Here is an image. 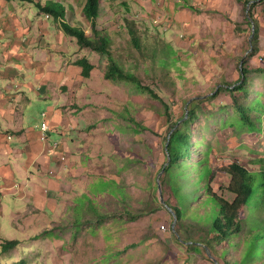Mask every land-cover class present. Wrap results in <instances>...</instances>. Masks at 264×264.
Listing matches in <instances>:
<instances>
[{
  "label": "rangeland",
  "instance_id": "1",
  "mask_svg": "<svg viewBox=\"0 0 264 264\" xmlns=\"http://www.w3.org/2000/svg\"><path fill=\"white\" fill-rule=\"evenodd\" d=\"M124 1L129 8L118 6L117 1L102 0L112 5H106L108 10L102 5V17L98 19L99 29L102 27L110 37L114 58L128 70L135 72L136 68L143 83L171 105L174 119L182 116L187 101L203 100L200 119L191 126L192 141L200 142L193 158L208 159L216 173L212 189L232 201L228 189L231 178L223 169L237 163L250 172L264 170V74L255 71L264 69V5L255 10L260 23L259 45L258 53L248 60V87L235 95L223 90L216 98L206 100L225 82L238 81L242 60L253 51L252 28L246 20L247 0H175V8L165 0H152L155 9ZM83 5V0H75V13H81L74 27L91 36V25L85 14L82 16ZM51 25L55 26L53 34L60 30L53 19ZM131 28L140 37L142 51L134 46ZM71 39L75 46L67 64L59 68L63 72L66 68L72 70L70 85H57L55 81L42 90L43 96L29 93V102L21 106L27 124L41 129L43 115L60 102V131L65 138L54 149L60 164L66 167L62 186L54 194H45L53 197L52 204L44 217L37 216L34 228L7 227L10 231L3 232L0 228V235L6 234L8 239H24L11 254L2 255L0 264L241 261L243 244L237 251L227 247L224 260L212 252L191 251L179 241L177 222L166 206L168 202L177 204V200L171 188L161 184L168 134L162 105L126 85L107 81V57L90 49L79 51L77 39ZM162 50L168 55H162ZM154 55L167 58V70L154 61ZM81 58L95 65L89 79L72 67ZM235 98L246 107L253 100L259 101L260 112L242 119L235 109ZM129 118L146 130L135 129ZM48 120L53 123V119ZM56 138L54 134L51 141ZM68 141L69 148L65 146ZM46 174L39 175L47 180ZM50 174L58 175L56 171ZM196 195L201 199L204 191ZM8 205L12 208L5 215L8 220L13 211L17 212L15 208L25 210L13 199ZM208 210L193 202L184 237L200 238V229L206 225L199 217L206 216ZM33 211L40 213L33 209L25 213ZM255 264H264V258Z\"/></svg>",
  "mask_w": 264,
  "mask_h": 264
},
{
  "label": "trees",
  "instance_id": "2",
  "mask_svg": "<svg viewBox=\"0 0 264 264\" xmlns=\"http://www.w3.org/2000/svg\"><path fill=\"white\" fill-rule=\"evenodd\" d=\"M245 4L247 8L246 20L252 28L253 51L245 60H242L243 66L238 81L232 84L225 82L222 88L207 97L206 100L216 98L223 90L235 95L236 92L243 91L249 85L251 70L248 67V60L258 53L259 45L260 23L255 17V10L258 6L264 5V0H247ZM36 7L56 22L59 21L64 33L77 39L81 49H90L107 57L108 65L104 74L107 81L116 85H126L139 94L160 102L162 105V114L168 124V134L165 137L167 163L161 169V173L163 172L161 184L169 186L177 200L175 205L169 202L166 205L172 209L173 218L177 222V233L181 235L179 241L191 251H201L206 254L212 252L224 260L228 253L227 247L237 251L243 244L245 250L242 260L236 261L234 258L232 261H225L226 264H255V261L264 258V170L257 173L250 172L237 163L223 169L222 171L231 178L228 189L233 196L232 201L225 199L212 189L211 185L216 178V173L209 166L208 159L199 158L195 160L193 158V154L198 153L200 142L192 141L194 134L191 126L200 119L203 100L193 99L187 101L188 107L184 110L182 116L174 119L171 105L155 89L143 83L136 72V68L135 72L128 70L120 61L114 58L110 37L105 30H100L97 27L101 0H86L84 7V14L91 23V36L87 35L84 29L73 27L65 21L64 7L57 6L55 3L46 5L36 3ZM129 32L135 48L142 51L140 37L136 36L133 28ZM161 54L168 55L163 50ZM154 61L162 63L164 70L168 69L169 62L167 58L154 55ZM75 65L81 69L80 73L84 79H89L95 69V65L87 58L78 59ZM255 71L264 74V69L257 68ZM253 101L246 107L238 98H235V109L242 119L245 120L249 113L256 114L260 112L259 101ZM129 120L135 129L139 131L146 130L133 118H129ZM200 190L204 191L201 199L196 195ZM196 201L202 209H210L206 216L199 217V220L206 225L205 229H200L199 239H193L189 236L184 237L185 221L188 213L191 212L193 202ZM193 217L196 218L197 216ZM19 244L20 241L18 240H3L1 244L2 253L17 248Z\"/></svg>",
  "mask_w": 264,
  "mask_h": 264
},
{
  "label": "crops",
  "instance_id": "3",
  "mask_svg": "<svg viewBox=\"0 0 264 264\" xmlns=\"http://www.w3.org/2000/svg\"><path fill=\"white\" fill-rule=\"evenodd\" d=\"M113 1H117L118 6L123 5L129 8L124 0ZM133 1L143 7L149 5V9H155L152 0H149L150 4H148V0ZM165 1L171 4V8H175V0ZM36 3L42 5L55 3L57 6L64 7L65 21L73 27L79 21L78 14L81 13V11L75 13L77 11H75L77 7L75 0H0L1 232L3 230L10 231L7 227L20 229L23 225L29 229L34 228L37 216L44 217L47 207H51L52 204L51 198L53 197L45 194H54L58 191L62 186L66 169L63 164H60L59 153L54 149V144L62 142L65 138L62 136L63 131H60L62 126L60 124L62 123L60 102L56 107L51 108L49 114L45 113L47 115L44 117L45 121L51 128L47 142L40 140V128L28 125L25 114L21 111V106L29 102L31 97L29 93H38L43 96L42 90L49 88L55 81L57 85H70L69 73L72 72L67 68L63 72V69L59 70V68L60 66L63 68L65 62L67 64L75 42L71 39L72 37L64 33L60 22H56L53 18L42 13L36 7ZM107 3L103 4L101 0V6L107 8L106 5H112ZM83 4H86V0H83ZM101 12L99 18L102 17ZM173 13H176L175 10ZM82 16L84 17V9ZM52 19L60 27V30L55 34L52 31L55 28L51 25ZM182 22L179 21L180 24ZM101 29L102 27H100ZM84 50L79 48V51ZM72 67L75 68V73L81 72L78 66ZM47 117L50 120L53 119L52 124ZM54 134L57 136L56 141H51ZM69 144L70 141L65 146L67 145L69 148ZM52 171H56L58 175L52 176L53 174H50ZM42 172L47 173L46 176L49 177L47 180L39 175ZM12 199L25 210L20 211L15 208L17 212L13 211V216L8 220L5 215L12 211L8 205ZM29 209L38 210L40 213L37 214L33 211L26 214L25 212ZM3 240H18L21 244L24 239H8L6 234L5 236L0 235V247ZM20 244L19 246H21ZM11 252L13 251L2 253L0 250V258L2 255L11 254Z\"/></svg>",
  "mask_w": 264,
  "mask_h": 264
},
{
  "label": "built area",
  "instance_id": "4",
  "mask_svg": "<svg viewBox=\"0 0 264 264\" xmlns=\"http://www.w3.org/2000/svg\"><path fill=\"white\" fill-rule=\"evenodd\" d=\"M46 116H47L46 114L43 115V117H46ZM50 131H51V128L49 126V123L47 121H44L41 124V129H40V140L42 142H47L48 141V139L50 137V135H49ZM54 147H58V144L57 143L54 144Z\"/></svg>",
  "mask_w": 264,
  "mask_h": 264
},
{
  "label": "water",
  "instance_id": "5",
  "mask_svg": "<svg viewBox=\"0 0 264 264\" xmlns=\"http://www.w3.org/2000/svg\"><path fill=\"white\" fill-rule=\"evenodd\" d=\"M242 66H243V61L241 62V68H242ZM169 160H170V157H169ZM164 171V170H163ZM163 173V172H162ZM162 202H164V201H162ZM167 206V205H166ZM167 208H168V210L170 211V212H172L173 213V211H172V209L170 208V207H168L167 206Z\"/></svg>",
  "mask_w": 264,
  "mask_h": 264
}]
</instances>
